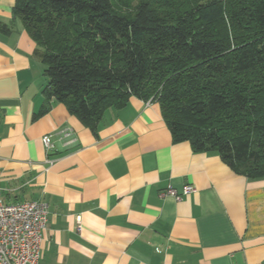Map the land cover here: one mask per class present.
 <instances>
[{
	"label": "crops",
	"instance_id": "obj_1",
	"mask_svg": "<svg viewBox=\"0 0 264 264\" xmlns=\"http://www.w3.org/2000/svg\"><path fill=\"white\" fill-rule=\"evenodd\" d=\"M14 1L0 0L12 27L0 33V189L5 203L47 204L38 264H264V175L174 143L156 102L132 96L95 129L53 99L38 114L44 64Z\"/></svg>",
	"mask_w": 264,
	"mask_h": 264
},
{
	"label": "trees",
	"instance_id": "obj_2",
	"mask_svg": "<svg viewBox=\"0 0 264 264\" xmlns=\"http://www.w3.org/2000/svg\"><path fill=\"white\" fill-rule=\"evenodd\" d=\"M49 100L95 129L130 97L156 102L174 143L264 175V0H15ZM10 24L0 21V33Z\"/></svg>",
	"mask_w": 264,
	"mask_h": 264
},
{
	"label": "built area",
	"instance_id": "obj_3",
	"mask_svg": "<svg viewBox=\"0 0 264 264\" xmlns=\"http://www.w3.org/2000/svg\"><path fill=\"white\" fill-rule=\"evenodd\" d=\"M70 135L69 129L62 131L63 137ZM41 140L47 153L54 150L52 135L46 134ZM47 161L51 164L54 159L48 157ZM194 190L186 185L181 193L174 189L165 193L180 199ZM47 214V204L40 201L5 203L0 189V264H38Z\"/></svg>",
	"mask_w": 264,
	"mask_h": 264
}]
</instances>
